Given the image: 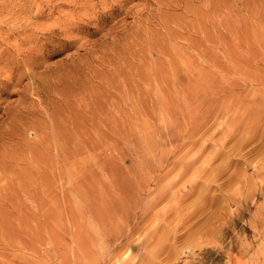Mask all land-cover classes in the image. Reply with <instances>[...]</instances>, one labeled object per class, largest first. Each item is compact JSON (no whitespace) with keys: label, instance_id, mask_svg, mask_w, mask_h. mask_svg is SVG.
<instances>
[{"label":"rangeland","instance_id":"1","mask_svg":"<svg viewBox=\"0 0 264 264\" xmlns=\"http://www.w3.org/2000/svg\"><path fill=\"white\" fill-rule=\"evenodd\" d=\"M0 264H264V0H0Z\"/></svg>","mask_w":264,"mask_h":264}]
</instances>
